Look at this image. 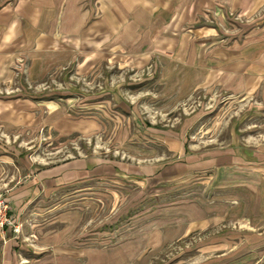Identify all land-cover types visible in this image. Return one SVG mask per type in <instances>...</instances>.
Returning <instances> with one entry per match:
<instances>
[{
	"label": "rangeland",
	"instance_id": "rangeland-1",
	"mask_svg": "<svg viewBox=\"0 0 264 264\" xmlns=\"http://www.w3.org/2000/svg\"><path fill=\"white\" fill-rule=\"evenodd\" d=\"M194 25L237 52L264 39V6L244 16L220 3ZM77 46L42 52L37 81L27 75L38 58L0 59L10 75L0 82V192L8 199L25 175L72 160L110 171L37 200L39 229L58 234V251L0 238V264H88L87 251L90 264H264V80L204 87L162 52ZM65 209L79 214L69 233L46 220Z\"/></svg>",
	"mask_w": 264,
	"mask_h": 264
},
{
	"label": "crops",
	"instance_id": "crops-1",
	"mask_svg": "<svg viewBox=\"0 0 264 264\" xmlns=\"http://www.w3.org/2000/svg\"><path fill=\"white\" fill-rule=\"evenodd\" d=\"M220 3L231 9L240 8L244 16H252L264 6V0H0V59L8 64L20 54L38 58L32 61L27 75L30 81H37L42 75V52L58 51L65 44L74 50L80 47L77 45L84 50L93 46L103 56L124 48L149 57L162 52L170 67L192 68L196 73L195 85H221L233 90L241 84L249 90L264 80V39L248 41L235 52L233 44L224 50L214 37H197L204 33L200 25H194L197 15ZM206 47L208 51L202 53ZM176 49L180 53L175 55ZM188 53L189 59L185 57ZM5 68L9 69L0 63V82L10 81V75L4 74ZM177 77L178 83L186 81V77ZM237 79L242 81L235 85ZM168 80L174 81L166 74L164 82ZM107 171L110 170L106 165L78 159L27 174L12 184L8 197L11 211L27 232L22 236L9 233L5 245L22 243V247H33V252L58 251V234L51 229H39L43 224L37 223L35 215L42 207L37 200L60 186ZM53 207L51 204L45 209L52 211ZM78 215L74 209H65L46 220L48 225L64 222L69 233ZM65 244L60 250L73 261L74 249L69 242ZM86 254L90 264V251ZM107 258L111 260L112 256Z\"/></svg>",
	"mask_w": 264,
	"mask_h": 264
},
{
	"label": "built area",
	"instance_id": "built-area-1",
	"mask_svg": "<svg viewBox=\"0 0 264 264\" xmlns=\"http://www.w3.org/2000/svg\"><path fill=\"white\" fill-rule=\"evenodd\" d=\"M22 224L15 220L9 200L4 192H0V238L5 240L8 234L17 235Z\"/></svg>",
	"mask_w": 264,
	"mask_h": 264
}]
</instances>
